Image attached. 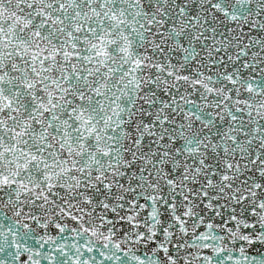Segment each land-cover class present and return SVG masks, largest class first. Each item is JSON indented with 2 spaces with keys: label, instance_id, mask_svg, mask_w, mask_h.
I'll use <instances>...</instances> for the list:
<instances>
[{
  "label": "snow or ice",
  "instance_id": "1",
  "mask_svg": "<svg viewBox=\"0 0 264 264\" xmlns=\"http://www.w3.org/2000/svg\"><path fill=\"white\" fill-rule=\"evenodd\" d=\"M0 264H264V0H0Z\"/></svg>",
  "mask_w": 264,
  "mask_h": 264
}]
</instances>
